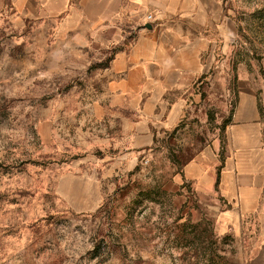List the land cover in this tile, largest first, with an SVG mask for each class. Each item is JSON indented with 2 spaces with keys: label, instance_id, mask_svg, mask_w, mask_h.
I'll list each match as a JSON object with an SVG mask.
<instances>
[{
  "label": "rangeland",
  "instance_id": "rangeland-1",
  "mask_svg": "<svg viewBox=\"0 0 264 264\" xmlns=\"http://www.w3.org/2000/svg\"><path fill=\"white\" fill-rule=\"evenodd\" d=\"M224 7L220 81L189 120L213 140L237 111L239 77L264 109V0ZM138 29L0 17V264H264V220L238 224L189 179L195 133L136 153L114 141L108 68Z\"/></svg>",
  "mask_w": 264,
  "mask_h": 264
},
{
  "label": "crops",
  "instance_id": "crops-1",
  "mask_svg": "<svg viewBox=\"0 0 264 264\" xmlns=\"http://www.w3.org/2000/svg\"><path fill=\"white\" fill-rule=\"evenodd\" d=\"M225 2L0 0V17L55 22L66 32L86 24L91 29H113L124 21L139 26L134 41L124 42L108 68L111 116L121 125V137L114 141L136 153L180 132L195 133L189 146L202 149L186 163L189 179L202 194L223 197L224 212L238 224H255L264 220V109L257 89L242 86L239 77L237 111L215 128L221 143L209 135L198 137L189 122L203 109L209 83L220 81L213 75L224 67L228 26L234 25ZM146 11L159 21L144 24Z\"/></svg>",
  "mask_w": 264,
  "mask_h": 264
},
{
  "label": "built area",
  "instance_id": "built-area-1",
  "mask_svg": "<svg viewBox=\"0 0 264 264\" xmlns=\"http://www.w3.org/2000/svg\"><path fill=\"white\" fill-rule=\"evenodd\" d=\"M152 18H153L152 15H148V16L146 17L147 22L151 21Z\"/></svg>",
  "mask_w": 264,
  "mask_h": 264
}]
</instances>
